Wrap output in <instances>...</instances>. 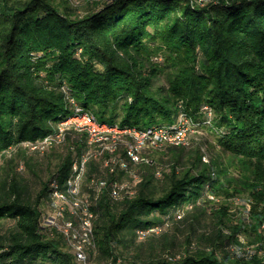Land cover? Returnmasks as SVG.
Here are the masks:
<instances>
[{
    "label": "trees",
    "instance_id": "1",
    "mask_svg": "<svg viewBox=\"0 0 264 264\" xmlns=\"http://www.w3.org/2000/svg\"><path fill=\"white\" fill-rule=\"evenodd\" d=\"M86 4L0 0V264H80L44 220L84 154L91 263L264 264V0ZM78 106L129 129L186 119L216 133L227 159L167 144L160 170L127 157L125 141L97 154L75 126L58 138ZM112 155L127 167L110 171ZM244 193L247 221L219 202Z\"/></svg>",
    "mask_w": 264,
    "mask_h": 264
},
{
    "label": "bare ground",
    "instance_id": "2",
    "mask_svg": "<svg viewBox=\"0 0 264 264\" xmlns=\"http://www.w3.org/2000/svg\"><path fill=\"white\" fill-rule=\"evenodd\" d=\"M85 115L88 119L90 120L92 119V122H94L95 125L96 124L104 125V126L108 125V124L99 122L96 116L91 112H88L87 114H84V112H77L71 118L83 117ZM71 125L73 127L75 126L78 129L80 128L84 131H87L89 134V142L96 143L99 145L98 141L95 140V137H94L97 134L96 132H98L97 131L98 129L96 127L89 126L88 128H85L84 126H80L78 124H71ZM71 125L69 124V126ZM185 127L186 126L184 124L177 125L175 126L176 131L174 132H172L169 129V127L166 128L163 126H157L154 128H147L143 130H138L134 128H130V129L125 128L128 131L127 134L131 135L130 137V136H127V134H125L127 136V137L125 136L127 138V139L125 138L127 157L131 158L133 161L138 163V162H141L142 160H145V158L141 154V151L146 147L155 148V147H161L167 144H177V145L181 144L184 140H186L183 138L184 131L186 130V129L184 130ZM65 128L66 127L61 129L62 133L60 134V137L63 135V131L65 130ZM148 131H161V133H155V140H158V142H149V135H140V133H148ZM120 141L121 140L117 142V140H114L111 146H108V147L106 146L101 147V145H99L100 148L98 149L97 154H101L103 151L114 152V150L117 148V145ZM144 143H148V146H143ZM87 160H88V155H85V154L80 158V160H76L73 164L72 176L68 178L65 184L67 187L66 190L56 189L54 190L53 195H52L55 201L63 205V207L55 206V210L51 214H63V210H66L67 208H69L71 214H73L75 218V222H70V227H68V225H58L57 228L64 234L66 240L73 248L75 256L77 260L80 262V264H90L88 248L94 245V239L92 236H79L78 234L81 232V228H83V231L92 230L94 232V223H93L94 214H93V211L90 209V200H89L90 196L88 195L89 196L88 197L86 194H83L81 190L82 188L81 177H82L83 172L85 171ZM118 163L124 167H127L128 165V161L125 157L124 158L119 157V156L116 157V155H112L111 159L108 158V160H106L105 162V164L109 166L110 171H114L113 168H115V165ZM158 173H160V170H158ZM105 182L106 181L102 180L100 181L99 184L105 185ZM120 185H121L120 188L117 189V186H119V183L114 182V185L112 188L113 196L115 195L116 197L119 195V191L123 187L122 183Z\"/></svg>",
    "mask_w": 264,
    "mask_h": 264
},
{
    "label": "rangeland",
    "instance_id": "3",
    "mask_svg": "<svg viewBox=\"0 0 264 264\" xmlns=\"http://www.w3.org/2000/svg\"><path fill=\"white\" fill-rule=\"evenodd\" d=\"M74 1L81 5L80 10L82 13L85 12L86 9L88 8V4H86L87 0H74ZM82 110L83 109L78 106L76 109V113L77 112H84V114H87L89 112V111H84V110L82 111ZM71 117L72 116L69 117L70 119L68 118L67 120H65L61 123L60 131L64 127L69 126V124L70 125L71 124H78L80 126H84L85 128H88L89 126L96 127L98 129L97 130L98 132H96L97 134L94 137H95V140L98 141L99 145H101V147L111 146V144L114 142V140H117V142H118L119 140L125 141L127 139L126 138L127 136L125 134H127L128 131L125 128L119 127L118 125H117V127L116 126L113 127L111 125H107V126L98 125V124L95 125L94 122L91 123V120L88 119L86 117V115L83 117H75V118H71ZM76 119H78V120H76ZM182 120L183 119H181V123L179 125L184 124L186 126L184 128V130L185 129L186 130L184 131V136H183V138L186 140L183 139L184 141L181 144L187 145V150H190L193 146H200L204 159L209 160V158L211 159L212 157H216L219 154H221L222 158H224L225 160L227 159V154L224 153L222 151L221 147L217 144L216 133L210 131L209 129L205 128L204 126H201L200 128L198 127V129L192 128V125H188V126L186 125V119H184L183 121ZM78 130H82V129L79 128ZM82 131H84V130H82ZM185 132H187V133L185 134ZM185 141H186V143H185ZM52 142H53V139H51L47 142H43V144L41 145L42 147L39 146L38 144H34V147L45 148L47 145H49V143L51 144ZM166 146L167 145H163L161 147H155V148H153V147L144 148L141 151V154L145 158L146 161L148 160L145 163L153 164V165H155V167H157V169H160V170L165 169L167 166V163H166V161H164L165 155L163 153L165 151L164 149H166ZM105 150H107V149H105ZM27 154L31 155L32 152L29 151V153H27ZM21 169L25 172V174L29 178L34 179L35 186H36L38 183V178L34 177L32 172L28 168H26L25 165ZM233 172L236 173L237 175L239 174L237 168H234ZM219 202H223L224 204H228V207L231 210V212L234 211V212H236V214L238 216H241L242 218H244V220H246V221L249 220L248 219V209L251 207V201L249 199V196L246 193H244L243 195L238 196V197H230L228 199L224 198V199H221V201H219ZM55 206H57V204H55ZM54 210H55V207L52 208L50 213H53ZM241 235L243 238L246 237V239H249V235H245V234H241ZM252 235H254V234H252ZM88 253H89V251H88ZM93 262L94 263L90 262V264H97L96 261H93Z\"/></svg>",
    "mask_w": 264,
    "mask_h": 264
},
{
    "label": "built area",
    "instance_id": "4",
    "mask_svg": "<svg viewBox=\"0 0 264 264\" xmlns=\"http://www.w3.org/2000/svg\"><path fill=\"white\" fill-rule=\"evenodd\" d=\"M91 123H92V119H91ZM62 133V131H60L58 138L60 137V134ZM155 133H161V131H148V133H140V135H149V142H158V140H155ZM187 132H185L186 134ZM50 139H54L53 136H48L46 137L44 140L36 143L39 146H41L43 144V142L49 141ZM143 146H148V143H144ZM117 167V166H116ZM116 167L113 168V170H116ZM120 182H119V186H117V189L120 188ZM56 202V201H55ZM58 207H63V205L57 203ZM90 214V212H89ZM71 216H73V214H71ZM70 222H75V218L73 217H66V211L63 210V214H51L50 212L45 216V220L44 223L46 225H50V226H55L58 227V225H68V227H70ZM79 236H92L94 239V232L91 231H83V228H81V232L78 233Z\"/></svg>",
    "mask_w": 264,
    "mask_h": 264
}]
</instances>
